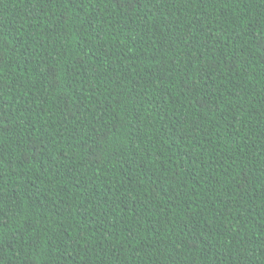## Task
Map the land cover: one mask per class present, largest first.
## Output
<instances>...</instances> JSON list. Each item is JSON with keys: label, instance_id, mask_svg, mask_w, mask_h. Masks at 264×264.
Instances as JSON below:
<instances>
[{"label": "trees", "instance_id": "16d2710c", "mask_svg": "<svg viewBox=\"0 0 264 264\" xmlns=\"http://www.w3.org/2000/svg\"><path fill=\"white\" fill-rule=\"evenodd\" d=\"M0 264H264V0H0Z\"/></svg>", "mask_w": 264, "mask_h": 264}]
</instances>
